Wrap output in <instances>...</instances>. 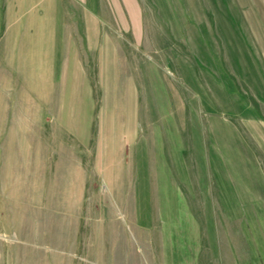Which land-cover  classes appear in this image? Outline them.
Returning <instances> with one entry per match:
<instances>
[{
	"label": "rangeland",
	"instance_id": "374dc122",
	"mask_svg": "<svg viewBox=\"0 0 264 264\" xmlns=\"http://www.w3.org/2000/svg\"><path fill=\"white\" fill-rule=\"evenodd\" d=\"M250 1L0 0V54L55 2L79 53L0 55V264H224L264 222Z\"/></svg>",
	"mask_w": 264,
	"mask_h": 264
},
{
	"label": "crops",
	"instance_id": "0c3cea01",
	"mask_svg": "<svg viewBox=\"0 0 264 264\" xmlns=\"http://www.w3.org/2000/svg\"><path fill=\"white\" fill-rule=\"evenodd\" d=\"M232 2L234 3V0ZM241 2L247 11L246 5H250L251 1ZM258 5L259 11L264 13V0H260ZM262 17L264 15L260 16L259 21L264 22ZM38 19V25L31 27L30 32L24 31L21 38H15L13 42L8 41L6 51L0 55H79L78 43L73 47L66 36L62 3L42 5V14ZM259 219L264 220V217ZM234 232V238H228L227 241L229 247L233 244L232 252L228 253L230 255L226 257L224 264H264V222H261L259 227L235 228ZM181 248L176 247V250L169 254V251L159 253L162 260L157 263L198 264L195 247L191 246L188 252L183 246ZM138 263L142 264V261Z\"/></svg>",
	"mask_w": 264,
	"mask_h": 264
}]
</instances>
